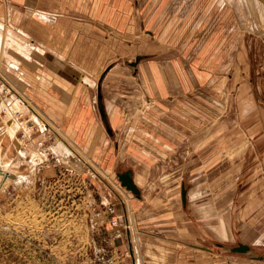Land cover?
<instances>
[{"label":"rangeland","instance_id":"1","mask_svg":"<svg viewBox=\"0 0 264 264\" xmlns=\"http://www.w3.org/2000/svg\"><path fill=\"white\" fill-rule=\"evenodd\" d=\"M170 2L183 3L174 19L178 24L163 37L169 30H162L165 19L153 27L155 37L160 34L155 52L148 55L142 48L139 61L153 62L161 70L166 60L169 74L164 76L170 86L164 96L171 100L170 125L177 128L176 117L186 109V130L199 131L201 144L196 148L188 140L182 138L184 146L175 139L167 153H157L154 159L140 154L134 160L128 142L119 146V136L109 122L108 133L102 121L105 139L97 143L105 147L108 142L111 157L121 147L128 158L111 165L70 124L58 126L53 113L17 78L18 69L8 70L6 59L0 60V264H132L133 259L135 264H264V257L218 245L244 242L252 253L264 255V8L257 0ZM184 13L186 20L180 22ZM5 36L0 32V56L8 44ZM211 37L216 41L199 53ZM163 44L172 47L169 57L156 50ZM11 48L13 66L19 59L20 69L35 70L33 59ZM31 53L38 61L44 59L37 51ZM126 58L115 61L130 65ZM185 66L186 73L177 72ZM145 80L151 81L140 73L142 85L126 96V116L159 112L153 103L164 96L151 91ZM183 102L185 109L179 105ZM16 109L23 113L21 123L13 118ZM31 110L42 114V122ZM27 125L32 128L29 134L21 128ZM126 168L140 188L139 196L116 175ZM181 185L187 190L184 204ZM137 198L141 202L133 201ZM150 204L158 207L157 213H149L153 219L145 214ZM111 218L119 226L112 225Z\"/></svg>","mask_w":264,"mask_h":264},{"label":"crops","instance_id":"2","mask_svg":"<svg viewBox=\"0 0 264 264\" xmlns=\"http://www.w3.org/2000/svg\"><path fill=\"white\" fill-rule=\"evenodd\" d=\"M172 4L170 0H0V32L8 34L5 36L8 44L0 60L6 59L8 70L10 66L18 69L15 72L17 78L28 84L26 88L30 87V96L39 105L53 113V121L58 126L62 122L70 124L72 130L89 138L88 147L95 145V153L111 165L128 158L123 155L126 150L122 151L121 147L111 157L109 143L106 142L105 147L97 143L98 139H105L96 101L97 75L103 72L100 90L106 118L120 138L119 146L123 144L124 147L125 142L130 145L129 155L131 154L132 159H138L142 154L154 159L157 153H167L175 139L183 142L180 145L188 140L196 148L201 144L198 139L199 131L186 130L188 115L185 112V102L179 104L185 110L176 117L177 128L170 125L171 100L164 96L167 95L164 90H169L170 86L169 79L164 76L169 74L166 60L162 62L161 70H157L159 67H154L153 62L148 63L149 66L152 65V69H149L144 68L148 65H143L139 60L135 65H121L119 61H115L119 57L134 59L142 48L148 50L144 52L148 55L155 52L154 42L159 41L157 37L160 34L155 37L153 27H158L159 22L165 19L162 30H169L163 37L170 32L171 26H176L179 22L174 19H177L176 14L182 9L183 3ZM158 5L162 6L158 8ZM183 16L180 22H185L186 13ZM4 25H7V30L3 29ZM25 37L30 41L27 42ZM211 38L199 53L210 49L209 46L216 41L214 37ZM170 39L171 36L162 38V42ZM11 47L16 48L13 50L23 58L33 59L35 70L20 69L22 66L19 59L13 66L10 61L16 60V56L8 52ZM170 48L172 47L163 44L162 48L156 50H161V56L169 57ZM32 50L37 51L44 59L38 61L33 58L35 56L32 55ZM215 52L218 51L215 50L210 56ZM215 57L218 59V55ZM179 68L178 73H186L188 70L186 66ZM199 71L195 70L194 73L198 76ZM140 73L151 80H145L144 84L151 91H159L164 97L156 98L153 103L159 110L156 115L134 116V113L129 112V116H126L124 102L127 101L126 96L133 95L130 94L131 91H138L137 86L142 85L138 81ZM139 122L143 124L139 125ZM195 137L197 141L191 142ZM59 151L66 152L63 148ZM21 157L23 158L20 159H25L23 155ZM138 200L133 201L137 203ZM156 206L150 204L151 209L145 214L150 216V212L151 215L157 213ZM153 217L155 216H150L149 219ZM135 263L133 259L132 264Z\"/></svg>","mask_w":264,"mask_h":264},{"label":"water","instance_id":"3","mask_svg":"<svg viewBox=\"0 0 264 264\" xmlns=\"http://www.w3.org/2000/svg\"><path fill=\"white\" fill-rule=\"evenodd\" d=\"M261 1L264 4V0H261ZM140 57H141V54H137L133 60H127V62L131 65H135L137 63V61L140 59ZM103 74H104V72L99 76V78H98L99 82L103 78ZM99 82L97 84V99H96L97 107H98V110H99L100 115H101V119L105 125L107 132L111 133V128L109 126V123H108L107 118H106V113L104 111V106H103V102H102V95H101V91H100V83ZM116 175H117L121 185H123L127 189L131 190L136 196L140 195V188L138 187V185L133 180V173L130 169L126 168L122 171H118V172H116ZM186 193H187L186 188L183 185H181L180 197H181V201L183 204L186 201ZM218 245H223L230 252L248 254V255H252V257H259V258L264 257V255H257V254L252 253L250 245L247 243H244V242H237L236 244H226V245H224L222 243H218ZM200 247H202V246H200ZM207 249L211 250V248H207Z\"/></svg>","mask_w":264,"mask_h":264},{"label":"built area","instance_id":"4","mask_svg":"<svg viewBox=\"0 0 264 264\" xmlns=\"http://www.w3.org/2000/svg\"><path fill=\"white\" fill-rule=\"evenodd\" d=\"M14 112V115L17 117V118H20L21 117V115L23 114L22 113V111H20V110H14L13 111ZM40 121L42 122V120L40 119ZM43 124L44 125H48V127L47 128H49V124L47 123V122H45V121H43ZM30 127V126H29ZM31 128V127H30ZM32 129V128H31ZM35 129L36 130H38V132H39V128H37V126L35 125ZM24 132V131H23ZM25 134H29V133H27V132H24ZM24 133H22V135L24 134ZM41 135V134H40ZM42 142H43V137H41L40 139H37V141H36V143L38 144V145H41L42 144ZM107 210L109 211V212H113L114 211V208H113V206L112 205H108L107 206ZM110 223L112 224V225H114V226H117L118 225V221H117V219L116 218H111L110 219ZM119 226V225H118ZM121 232L122 231H120L119 229H117V231H116V235H120L121 234Z\"/></svg>","mask_w":264,"mask_h":264},{"label":"bare ground","instance_id":"5","mask_svg":"<svg viewBox=\"0 0 264 264\" xmlns=\"http://www.w3.org/2000/svg\"><path fill=\"white\" fill-rule=\"evenodd\" d=\"M257 2L258 3H260V5H261V8H262V11H263V6H264V4H263V2L261 1V0H257ZM258 14V13H257ZM6 85H7V83H5ZM13 85V84H12ZM7 88H8V91H13L12 93H15V94H17L16 92H15V90H13L12 88H10L8 85H7ZM20 100V99H19ZM21 101V100H20ZM22 101L24 102V104H25V101L27 102V100L25 99V101H24V99H22ZM29 103V102H28ZM30 104V103H29ZM33 106V105H32ZM27 108V107H26ZM28 110H29V108H27ZM16 110H19V109H16ZM21 111V110H20ZM31 113H32V117H34V119H40L41 117H42V114H40V113H38L37 112V114L34 112V111H32L31 110ZM13 118L16 120V121H18L19 123H21L19 120H18V118L14 115V113H13ZM43 119H44V117H43ZM44 121H46L45 119H44ZM40 126H38V128H39ZM21 128H22V131H24V132H29V130H31V128L27 125V126H25V127H23V126H21ZM41 132H40V134L41 135H43V133L44 132H42V131H44L42 128H41V130H40ZM21 150V149H20ZM19 151V150H18ZM21 152V151H20ZM21 154H23L22 152H21ZM22 156V155H21ZM0 172H2V170L0 169Z\"/></svg>","mask_w":264,"mask_h":264}]
</instances>
